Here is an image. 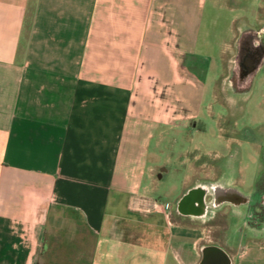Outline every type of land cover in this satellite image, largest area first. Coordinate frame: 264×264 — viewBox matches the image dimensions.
I'll list each match as a JSON object with an SVG mask.
<instances>
[{
	"label": "crops",
	"instance_id": "obj_1",
	"mask_svg": "<svg viewBox=\"0 0 264 264\" xmlns=\"http://www.w3.org/2000/svg\"><path fill=\"white\" fill-rule=\"evenodd\" d=\"M208 2L215 21L221 9L240 14L228 37L211 29L216 52ZM259 43L249 89L264 84V0H0V264H34L40 252L51 264H204L212 245L226 255L210 249L206 264H264V224L226 214L262 189L221 165L242 200L209 204L213 171L180 166L169 202L155 192L177 168L166 159L145 183L154 164L145 170L139 151L207 111L205 93L230 89L240 53L257 56Z\"/></svg>",
	"mask_w": 264,
	"mask_h": 264
},
{
	"label": "rangeland",
	"instance_id": "obj_2",
	"mask_svg": "<svg viewBox=\"0 0 264 264\" xmlns=\"http://www.w3.org/2000/svg\"><path fill=\"white\" fill-rule=\"evenodd\" d=\"M211 10L214 9L211 7V3L208 2L205 8L204 28L210 30L208 34H210L211 40L217 39L216 34L214 35L215 31L213 32L215 29L224 31L223 34L228 37L230 35L229 31L236 27L237 24V21L234 23L231 19L232 17H238L240 15L239 12H229L221 9L220 19L215 21L211 19L213 14ZM215 42H213L214 46L212 49L214 52L218 50ZM222 66V64H217L211 68L209 78L206 81L207 85L211 87L215 82L214 79H217L224 72ZM254 84V87L247 90L238 102L234 101L231 91H222L218 86L215 88L214 97H210V90L205 93V103L210 101L213 105L220 103L237 104L236 107L239 106V108L235 107L233 114L230 113L224 117L222 115V113L224 114L222 107L218 105L215 107L211 106L207 111L204 110L197 113L195 118L175 121L170 127H166L170 138L164 140V142L163 139L157 138V144L155 145L156 136L145 138L149 146L146 147L141 144L139 147V151L143 152L144 156L143 166L147 170L148 164H154L147 171V176L144 175V178H146L145 183H151L152 185L157 183L156 174L158 168L165 163L166 159L168 167L171 169L177 168V170H174L176 172H173L172 175H167L165 179L159 182L160 186L156 189V196L172 202L181 187L184 170L178 169L180 166L186 168L188 173L192 174L197 167L200 166L199 168H201L202 165L204 171H200L198 174L195 173L197 177L204 176L201 172H205V170L211 173L212 170L210 168H213V164L210 157L213 156V151L217 150L221 152L219 161L230 163V167H236L245 176L247 180L246 188H249V186L253 188L255 184H260L259 179L264 173V160L262 162L264 153V84L259 77H257ZM227 86L232 88L228 80ZM227 93H230V95H227ZM192 122H196V127H200L202 132L199 133L192 128ZM195 147L201 148L200 150L207 153L209 158L196 159L198 153L191 152ZM166 184H169L171 189L165 193L163 186ZM260 185V188L264 191V177ZM51 259V256L40 252L39 257L36 256L34 259V264L43 262V260L44 264H51L49 261Z\"/></svg>",
	"mask_w": 264,
	"mask_h": 264
},
{
	"label": "flooded vegetation",
	"instance_id": "obj_3",
	"mask_svg": "<svg viewBox=\"0 0 264 264\" xmlns=\"http://www.w3.org/2000/svg\"><path fill=\"white\" fill-rule=\"evenodd\" d=\"M243 50V48L241 49V51ZM244 50H246L244 48ZM240 51V52H241ZM261 51V46L260 43L258 45V47H256L254 49L255 54L257 53V56H254L255 58L258 57L259 52ZM240 63H239V59H238V64L235 65L236 69L235 71L229 75L228 77V82L230 83V85H232V88L230 87V89H228L229 91H231L232 93V97L235 99V102H238V100L247 92V90H249V85H248V77H249V73L247 72V69H250L251 66V58L250 56H246L243 57L240 53ZM250 58V60H249ZM237 63V62H236ZM239 69V70H238ZM242 69V71L240 70ZM220 106L223 108V112L222 115L225 117V115L230 114V113H234L235 111L233 109H235V107L237 106V104L234 105V103H225V104H216V105H212L213 107L215 106ZM236 108H239L236 107ZM215 117V116H214ZM191 127L196 129V131H198L199 133L202 132V129L200 130V127H196V122H192L191 123ZM201 148L195 147V149H192L191 152H196L198 153V158L202 160L203 158H209V155L207 156V153H205L204 151L200 150ZM193 154V153H192ZM207 156V157H205ZM263 157H264V153H263ZM221 158V152L217 151H213V156L210 157V159L212 160V164H213V168H210V170L213 171V175L209 176V179H212L215 182V185L213 187L212 190V194H207L204 195L205 201L209 202V204H215L218 205L220 202L222 201H232V202H239L241 201V197L238 196V194L236 192H234L231 189H228L224 186L225 182H226V178H227V174L228 172L224 169H221V165L223 166H230V163L228 162H223V161H219V159ZM204 169V168H203ZM209 169V168H208ZM264 177V173L261 175V178L259 179V182L261 184V180ZM196 179H193L192 182L188 185L191 186L194 184ZM200 184V183H199ZM260 184H255V188L259 187L260 188ZM258 185V186H257ZM204 188V187H203ZM262 189V188H260ZM186 190V189H185ZM206 190V188H204V191ZM203 191V192H204ZM218 191L222 192L223 195V199L222 201H219L220 199L218 198ZM264 191L262 190L261 193H257L256 192H252V199L250 201H247L244 208L242 209H227V204H222L221 207L219 208V210H217L216 215L214 217V219H217L219 217L224 216L222 214L223 210L227 209L226 214L230 215L236 218H242L245 219L248 224H250L251 226H261L264 224ZM199 194H202V190L198 189H194L193 191H189L187 193V202L189 203L191 201V197H198ZM255 195H258L259 197L257 199H255ZM255 197V198H254ZM262 198V199H261ZM219 199V200H218ZM187 203V205H188ZM204 207V206H203Z\"/></svg>",
	"mask_w": 264,
	"mask_h": 264
},
{
	"label": "water",
	"instance_id": "obj_4",
	"mask_svg": "<svg viewBox=\"0 0 264 264\" xmlns=\"http://www.w3.org/2000/svg\"><path fill=\"white\" fill-rule=\"evenodd\" d=\"M264 47V46H263ZM263 55H264V49H263ZM251 58V60H250ZM249 58V60L252 62H254L251 66H250V72H249V78H248V84L250 83L251 79L253 78L255 72L259 69L260 67V64H261V59L263 58V56L259 57V58H255L254 56H251ZM203 188V187H202ZM210 249H212L213 251L216 250V251H219L220 253H223L226 255L225 251H223L222 248L218 247V246H209V247H206V249L203 251V262L204 264L207 263V251H209ZM228 262H226L227 264Z\"/></svg>",
	"mask_w": 264,
	"mask_h": 264
},
{
	"label": "bare ground",
	"instance_id": "obj_5",
	"mask_svg": "<svg viewBox=\"0 0 264 264\" xmlns=\"http://www.w3.org/2000/svg\"><path fill=\"white\" fill-rule=\"evenodd\" d=\"M217 196L220 199V200L218 199L219 201H222V199L224 198L221 191H218V195Z\"/></svg>",
	"mask_w": 264,
	"mask_h": 264
}]
</instances>
